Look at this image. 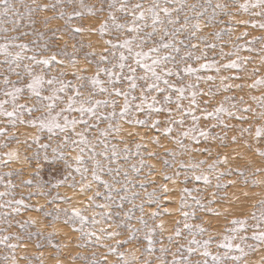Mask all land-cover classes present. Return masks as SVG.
<instances>
[{"label":"snow or ice","instance_id":"snow-or-ice-1","mask_svg":"<svg viewBox=\"0 0 264 264\" xmlns=\"http://www.w3.org/2000/svg\"><path fill=\"white\" fill-rule=\"evenodd\" d=\"M35 3V0H33ZM177 0H96V3H87L86 0H53L48 4H36L35 8L23 5L27 10L29 25H23L25 13L20 11L17 6V0H0V36L4 42L0 43V135L8 134V126L15 128L17 124H27L33 128L38 127L40 132L47 131L48 140L52 141L55 137L56 146L51 143H41L42 137L36 135L33 137V143L37 145L38 151L34 153L33 158L37 161V171L35 172V186L37 194L51 197L48 201L55 204L60 201L68 207H59L53 211L45 212V216H52V223L60 219L61 214L64 217L65 225L71 223L73 230L81 234V239L94 241L102 248H107L110 255H117L119 261L117 264H129L124 259V253L119 251L123 245L140 241V235L143 234V241L147 242V250L154 251V245L157 243L155 237L159 235L161 247L159 251L163 254H171L172 259H165L163 256L158 259L162 264H193L192 257L199 255L194 264H241V261L250 252L256 251L259 247L264 246V213L259 217L252 214V219L257 223L253 226L251 236L247 235L249 231L247 218H233L230 225L225 229L223 239L217 244V251L213 253L210 246L213 243V237L209 236L204 239L207 231L201 224H192L189 221L198 219L197 211L212 212L213 209L206 207L201 202V198L194 196L193 192H199L198 188L185 187L181 197L180 212L183 219L175 221L172 234L167 236L169 244H174L175 251L164 246L163 233L165 231L164 220L161 217L165 214L171 215L167 208L160 212L161 200L172 203L168 199L169 189L167 185H161L163 197L157 195L156 189L151 192L146 190V183L141 182L139 187L144 189L143 197L140 193L128 195L130 189L128 184V171L122 167L113 168L112 164L119 158L120 153L117 151L115 144L109 148L108 137L110 135H119L124 130V125L143 126L153 130L159 135L150 137L152 143L164 147L161 144V137L170 139L179 145L185 151L192 150L189 145L184 143L185 140L191 141L196 145L201 143V138L205 142L209 139H225L219 133L213 134L212 129L222 127L230 129V126L221 118V114H226L229 118L240 121H247L248 117L237 115L238 112H253L250 106L238 108L235 103L231 105L236 111H231L225 107V102L235 100L234 96H225L224 101L211 111L208 105L215 98L219 91L228 92L233 85L227 83L231 79H241L236 76H219L220 88L213 92L211 88L205 92L200 83L214 82L217 76L202 75L204 72L215 71L219 74L221 70L229 71L232 69L243 70V65L248 58L238 57L230 60L226 64H220L215 58L209 60L208 52L216 48L214 43L207 40L206 37L200 36L198 39L201 44L192 43L197 39L196 34L202 31L200 21L205 19L208 26L216 21L218 15L228 16L234 19V14L230 11L235 8V12L249 13L251 16L264 17V0H256L255 3H239L238 0L230 2L212 3V0H205V4L191 5L194 16L184 15L183 19L179 13L184 11V6L175 8L173 5ZM75 5V6H74ZM206 5V6H205ZM68 6H73L72 11H67ZM211 9L209 13L208 9ZM259 8L261 11L255 12L250 9ZM57 9L59 11L57 12ZM51 11L53 16L45 17V26L53 19L64 21L61 27L52 29L55 41L63 39V34H67L70 39H75V34H82L85 31L99 34L103 39V46L99 53L93 51L85 53L84 59L89 65H94V72L88 74V68L77 67L79 60L76 52L82 50L83 43H74L72 52L68 51V43L60 45L51 40H45L44 32H23L20 35H8L9 32H17L20 27L33 26L35 21L32 20V13L35 11ZM106 16H103L104 13ZM87 17L99 20L98 26L75 24L74 19L84 20ZM196 23H191V20ZM11 24L12 27H4V24ZM237 23L256 26L253 21L241 20ZM259 27L264 29V23ZM57 33H61L57 35ZM229 36L231 32L227 33ZM213 35L221 38V32L216 31ZM244 32L236 37L237 40L247 36ZM35 36L36 39L29 43H16L22 37ZM255 39H264L258 37ZM188 41L185 43V41ZM43 41V43H41ZM248 43H251L249 41ZM88 47H92L91 44ZM245 47L244 45H235V52L229 55H235ZM251 50L250 48L248 49ZM200 54L197 55L196 52ZM30 53V54H29ZM94 57L95 59H90ZM203 61V63H201ZM75 69L72 72L73 80H66L68 75L66 67ZM255 71V70H254ZM12 77H15L13 79ZM264 86V78H257L249 88H258ZM236 88L243 89V84H236ZM204 96H210V99H203ZM198 97L200 99H198ZM253 100L260 102V107L264 108V94L260 97H252ZM23 101V102H22ZM243 102V97H240ZM187 102V103H185ZM201 104L204 107H201ZM10 106V110L9 107ZM200 115H197V113ZM34 113H40L35 116ZM27 117V118H26ZM163 117V119H161ZM264 118V113H261ZM190 118V123H187ZM212 120L217 121L209 128L200 126V121ZM106 125L101 127V125ZM187 124V126H186ZM79 129V130H78ZM241 135L248 133L254 136L257 141L264 140V125L257 124L253 133L252 125L240 129ZM131 135V133H130ZM236 137L232 141L236 142ZM7 147V145H3ZM251 147V145H248ZM102 147V151H97ZM141 144H136L137 155L141 149ZM51 149L52 157L49 158L48 150ZM207 152L211 155L208 148L195 149ZM41 151L43 160L47 163H56L62 161L67 175L62 180L53 184V188H58L68 183V186L74 190L78 189L79 194L86 196L84 200L76 201V206L71 197L61 196L57 193L55 196L50 191H43V185L40 182V159ZM124 159H128L130 150L127 146L124 148ZM76 152L75 156H71ZM111 153V154H109ZM166 154L172 156V160H163L166 168H185L188 167L183 161L177 162L175 157L177 152L165 149ZM256 154L264 157V150L256 149ZM11 160L16 154L9 152L6 154ZM149 157L159 158V154L149 152ZM102 157L103 159H99ZM28 159L27 157L25 158ZM0 163L7 165V160H0ZM206 160L199 161L198 164L192 165L191 180L203 181L206 186L212 185L213 178L217 181L215 188L224 189L229 185L236 183L229 180L227 184L221 183L225 176H231L233 169L227 168L224 171L218 170V165L227 164L228 157L214 161L208 164L207 172L197 174L196 169L200 165L206 164ZM75 165V167H74ZM90 165V167H89ZM144 167H148L151 175L156 166L145 165L143 159L140 161V168L132 165V170L139 173ZM123 171L124 182L118 179ZM241 177L245 173L239 169L235 170ZM256 172L261 171L257 168ZM79 174L81 179L77 183L75 175ZM12 172L0 173V185H3L5 191L0 192V209H11V212L0 211V221H7L9 227L11 222L7 220L10 215H20L21 207L27 210L30 206L25 203V198L21 195L20 199L15 198L14 189L17 187L10 177ZM104 175L112 176V182L103 179ZM164 179L176 182L181 175L179 171H174L172 176L164 173ZM90 176V179H89ZM7 178V179H6ZM189 176L185 173L184 183H187ZM147 181V176L145 177ZM247 183V179L244 181ZM21 184L32 185L33 180H21ZM150 183H155L151 181ZM256 181H253L255 184ZM96 184V189H93ZM120 184L117 188L115 185ZM105 191H101L100 188ZM92 192V195H87ZM123 193V194H122ZM32 195L31 192L28 193ZM216 193H213L215 196ZM247 195V194H245ZM11 196L12 199H4ZM103 197L104 203H98L97 198ZM118 198V199H117ZM192 204H188V199ZM140 199L137 205L135 201ZM127 202L131 205L124 210V204ZM209 200L208 203H214ZM195 205L196 207H193ZM119 209L113 213L110 209ZM146 206L150 209L146 211ZM154 206V207H153ZM264 207V201H261ZM185 208L192 209L184 211ZM101 209L102 211H95ZM37 211H43L37 208ZM139 211V216L135 212ZM123 215V220L119 223L114 219ZM215 215H220L215 212ZM135 219L139 227L134 226L131 221ZM151 221V223H150ZM156 221H159L158 223ZM35 221L29 218L26 221H17L21 229H27L30 225H35ZM98 227V225H104ZM78 225V226H77ZM126 228L127 234L123 239L122 233L117 231L118 228ZM159 230V232H158ZM40 231L35 233L29 232L28 239L33 236H43ZM54 233H49L47 239L49 242ZM199 237V238H198ZM183 238L186 243H181ZM23 237L10 233L0 235V244L7 248L15 249L18 244L9 243L11 240L20 241ZM106 240H112L114 244L105 243ZM254 243H248V241ZM239 241V242H236ZM57 247H59L57 245ZM83 247V245H78ZM220 249L225 251L221 252ZM7 259V257H5ZM73 259L86 260L84 256H76ZM135 259V257L133 258ZM13 264L15 257L13 256ZM90 264H111L107 256L96 257L92 253Z\"/></svg>","mask_w":264,"mask_h":264},{"label":"rangeland","instance_id":"rangeland-1","mask_svg":"<svg viewBox=\"0 0 264 264\" xmlns=\"http://www.w3.org/2000/svg\"><path fill=\"white\" fill-rule=\"evenodd\" d=\"M53 0H17V6L20 8L22 13H25V19L23 20V25L31 24V21L28 19L27 10L23 5H28L35 8L36 4H45L52 3ZM87 3H96V0H86ZM217 2H230V0H212V3ZM239 3L249 2V0H238ZM251 3H255L256 0H250ZM78 3V0H77ZM200 5L205 4V0H177V3L173 5L175 8H180L181 5L184 6V11L179 13L181 20L184 15L187 14L189 17L194 16V12L191 10V5ZM75 6V5H74ZM206 6V5H205ZM73 6H68L67 11H72ZM59 9H57V12ZM211 13V9H208ZM230 11L234 14V19L218 15L216 21L212 24L205 26L207 21L202 19L200 21L202 31L196 34L197 39H193L192 43L201 44L198 39L200 36L206 37L207 40L216 45V48L213 51L208 52L209 60L215 58L220 64H226L230 60L238 59V57L248 58L247 62L243 65V70L232 69L229 71H224L223 69L219 74L215 71H208L202 73V75H213L217 76V79L214 82H201L200 87L207 92L209 88L213 92H216L220 88V79L219 76H239L241 79H231L227 81L233 85V88L228 92L219 91L215 98L211 100V103L208 105L209 111L214 107L218 106L221 102L224 101L225 96H234L235 100L225 102V107H228L231 111H236L232 108L231 105L235 103L238 108L251 107L254 109L253 112H238L237 115H244L248 117V120L240 121L234 118H229L226 114H221V118L226 124L230 126V129H224L222 127H217L212 129L213 134L219 133L221 136H226L225 139H209L207 142L201 138V143L199 145L194 144L191 141L185 140L184 143L189 145L192 150L185 151L179 145L172 142L170 139H165L161 137V144L164 147H160L151 142L149 139L154 135H159L149 128L143 126H128L124 125V130L121 134L110 135L108 137L109 148L112 144L117 146V151L120 153L119 158L116 162L112 164V167L115 169L117 167H122L123 170L128 171V180L131 181L128 184L130 192L128 195L133 193H140L141 198L144 194V189L139 187L141 182L146 183V190L151 192L153 189H156L157 195L163 197V192L161 185H167L169 189L168 199L172 203H168L165 200H161L160 212H164V209L167 208L171 215H163L161 219L164 220L165 231L163 233L164 246L170 248L172 251H175L174 244H169L167 236L172 234L175 221L177 219H183L180 212V203L181 197L184 195L182 190L187 188H198L199 192H193L194 196L201 198V202L205 204L206 207L213 209L212 212L207 211H197L198 219L190 220L192 224H201L205 229H207L204 239H207L209 236L213 237V243L210 246V250L215 253L217 251V244L223 239V236L227 234L225 229L232 227L230 225V220L233 218H247L248 219V229L247 235L251 236L252 231L254 230L253 226L257 223L256 220L252 219V214L255 213L257 217L264 213V207L261 206V201H264V157H260L256 154V149L259 148L264 150V140L257 141L254 136H249L248 133L241 135L240 129L248 127L249 124L252 125L253 133L255 132V127L257 124L264 125V118L261 117V113H264V108L260 107V102L258 100H253L252 97H260L264 94V86L258 88H249L248 85L251 84L257 78H264V39H255L258 37H264V29L259 27L260 23H264V17L262 16H251L249 13L245 12H235V8H231ZM250 11L259 12L261 9H250ZM105 12L103 16H106ZM53 13L51 11H35L32 13V20L35 21L33 26H23L20 27L17 32H9L8 35H20L23 32H44L45 40H51L57 42L60 45H63L65 41L68 43V51L72 52V45L74 43H83L84 47L82 50L77 51L75 54L79 60L77 67L88 68V74L94 72V65H89L88 62L84 59V54L93 51L99 53L103 46V39L109 38L105 36L101 38L99 34L89 33L85 31L82 34H75V39H70L67 34H63V39L55 41L53 36L52 29L61 27L64 24L63 20L53 19L51 22L45 26L44 20L45 17H51ZM84 20L74 19V23L79 25L83 24L85 27L89 25L98 26L99 20L91 17H87L85 14ZM246 20L255 22L256 26L253 27L251 23L244 25L237 23V21ZM191 23H196V20L192 19ZM4 27L11 29V24H4ZM216 31L221 32V38L217 39L213 33ZM231 32L229 36L227 33ZM247 32L248 35L243 37L240 40H237L236 37L240 36L242 33ZM61 33H57L60 35ZM36 39L35 36H26L22 37L20 41L16 43H29L32 40ZM251 41V43H248ZM3 37L0 36V43H3ZM188 41L186 40L185 43ZM43 43V41H41ZM91 44L92 47H88ZM244 45L241 51L235 55H229L230 53L235 52V45ZM201 47L203 45L201 44ZM251 49L250 51L248 49ZM30 54V53H29ZM197 55L200 54L199 51L196 52ZM2 59V57H0ZM90 59H95L90 57ZM203 63V61H201ZM68 75L65 77L66 80H73L72 72L75 70L73 68L66 67L65 69ZM255 70V71H254ZM15 79V77H12ZM236 84H243V89L236 88ZM240 97H243V102L240 101ZM0 99H3L0 96ZM198 99H200L198 97ZM203 99H210V96H204ZM23 102V101H22ZM187 103V102H185ZM9 110H10V106ZM201 107H204L201 104ZM35 116H39L40 113H34ZM197 115H200L198 112ZM27 118V117H26ZM3 117H0V120H3ZM163 119V117H161ZM187 123H190V118ZM215 119L212 120H203L200 121V126L203 128H209L212 124H216ZM5 124H0V127H4ZM106 125H101L105 127ZM187 126V124H186ZM79 130V129H78ZM131 133V135H130ZM40 135L42 137L41 143H51L53 147L56 146L57 140L54 137L52 141L48 140V133L45 130L40 132L39 128H33L27 124H17L15 128L8 126V134L0 135V160H7L8 163L5 166L3 163H0V173L12 172L13 175L10 177L12 182L17 185L14 189V194L16 199H20L21 195L25 198V203L30 207L25 210L21 207L20 215H10L7 220L11 222V227L7 221H0V235H8L10 233L19 235L23 237L22 240L16 241L11 240L9 243L18 244L20 246L15 249L7 248L4 244H0V264H13V256L15 257V264H90L92 259V253H96L97 258L102 256H107L111 264H117L119 257L117 255H110L107 248H102L94 241H88L81 239V234L73 230L71 223L65 225L63 223L64 217L61 214L60 219L52 223V216H45V212L53 211L57 206L59 207H68V205L57 201L55 204L48 203L51 197L42 196L37 194V189L35 186V172L37 171V161L33 158L34 153L38 151L37 145L33 143V137ZM235 136L236 142L232 141V137ZM7 145L4 147L3 145ZM136 144H141L142 147L139 150V155H137ZM248 145H251L249 147ZM128 147L130 150L128 159H124V148ZM208 148L211 152L209 155L207 152L195 150V149H204ZM165 149H170L178 153L175 157L177 162L183 161L188 167L185 168H166L163 164V160H172L170 154L165 153ZM102 147H98L97 151H102ZM9 152H13L16 155L9 160L6 155ZM149 152H155L159 154V158L149 157ZM77 153L72 152L71 156H75ZM111 154V153H109ZM49 158L51 159L52 153L51 149L48 150ZM228 157L227 164L218 165L219 171H224L227 168L233 169V174L231 176H225L221 183L227 184L229 180L236 181L235 184L229 185L228 187L217 190L215 185L217 181L213 178L212 185L206 186L203 181H193L191 180L192 169L191 166L198 164L201 160H206L207 163L200 165L199 169H196L197 174L203 172L208 174L207 168L208 164L213 163L223 157ZM28 158L27 160L25 158ZM99 159H103L99 157ZM143 159L145 165H155V171L149 175L148 167H144L139 173L132 170V165H135L137 168H140V161ZM75 167V165H74ZM90 167V165H89ZM259 168L261 171L256 172L255 170ZM239 169L245 173L244 177H241L235 170ZM174 171H179L181 173L180 177L176 179L175 183L164 179V173L172 176ZM40 182L43 185V191H50L53 196L59 193L61 196L71 197L72 202L76 205V201L84 200L86 202V196L79 194L78 189L74 190L68 186V183H65L63 186L58 188H53L52 185L56 184L58 181L62 180L67 171L64 168L62 161L56 163H47L43 160V152L41 151L40 159ZM185 173L188 174L189 180L187 183H184ZM77 183H79L81 177L79 174L73 173ZM147 176V181L145 177ZM7 179V178H6ZM33 180L32 185L21 184V180ZM90 179V176H89ZM103 179L112 182L113 177L104 175ZM118 179L124 182L125 178L123 171H121ZM247 179V183H245ZM155 181V183H150ZM253 181H256L253 184ZM97 185L93 184V189H96ZM115 187L120 188L121 185L117 184ZM101 191H105L102 186ZM5 191L3 185H0V192ZM31 192L32 195L29 196L28 193ZM213 193H216L213 196ZM92 192H88L87 195H92ZM123 194V193H122ZM247 194V195H245ZM82 196V197H81ZM4 199H12L11 196L5 197ZM118 199V198H117ZM209 200H214L215 202L209 204ZM98 203H104L103 197L97 198ZM140 199H137L135 203L138 205ZM188 204H192L191 199L187 201ZM83 206V205H76ZM131 207L130 204L125 202L124 210H127ZM154 207V206H153ZM193 207H196L193 205ZM37 208H42L43 211H37ZM150 209L146 206V211ZM190 208H185L184 211H191ZM0 211L11 212V209H0ZM95 211H102L101 209H95ZM113 213L120 211L119 209L113 206L110 209ZM215 212H219L220 215H215ZM136 216H139V211L135 212ZM31 218L36 223L35 225H30L27 229H21L17 221H26ZM117 223L123 220V215L115 217ZM157 223L159 221H156ZM131 223L139 227L136 220L133 219ZM151 223V221H150ZM78 226V225H77ZM107 225H98V227ZM56 230V231H55ZM117 231L122 233L121 237L118 239H123L127 234L126 228H118ZM37 231L42 232L44 235L37 237L33 236L31 239H28V233H35ZM159 232V230H158ZM49 233H54L53 238L49 242L47 236ZM140 235L139 242H133L130 244L123 245L119 248L120 252H123L124 259L129 262V264H162L159 257H164L165 259L171 260V254H163L159 251L161 244L159 240L161 237L157 235L155 239L157 243L154 245V251L149 252L147 250V242L143 241V234ZM199 238V237H198ZM181 243H186L183 238H180ZM239 242V241H236ZM107 244H114L112 240H106ZM248 243H254V241L249 240ZM57 245L59 247H57ZM78 245H83V247H78ZM221 252L225 251L220 249ZM84 256L87 259H73L76 256ZM7 257V259H5ZM135 257V259H133ZM193 264L196 260L202 259L199 255H194L192 258ZM122 264V262H121ZM241 264H264V246L259 247L256 251L250 252L244 259L241 261Z\"/></svg>","mask_w":264,"mask_h":264},{"label":"bare ground","instance_id":"bare-ground-1","mask_svg":"<svg viewBox=\"0 0 264 264\" xmlns=\"http://www.w3.org/2000/svg\"><path fill=\"white\" fill-rule=\"evenodd\" d=\"M82 197V196H81ZM56 231V230H55Z\"/></svg>","mask_w":264,"mask_h":264}]
</instances>
